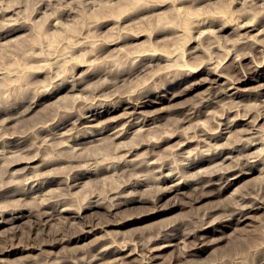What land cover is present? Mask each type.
Segmentation results:
<instances>
[{
    "label": "rangeland",
    "instance_id": "obj_1",
    "mask_svg": "<svg viewBox=\"0 0 264 264\" xmlns=\"http://www.w3.org/2000/svg\"><path fill=\"white\" fill-rule=\"evenodd\" d=\"M0 1L4 3V5L0 3L2 7L17 8H14V10L10 8V12H1L0 10V33L9 28L8 24H4L9 23V20H16L14 22L18 20L19 24H24H20L22 26L21 31L0 38V79L1 77L3 78L0 80V165L3 164L1 166L3 168H0V176L3 177L5 174V180L7 179L8 181L9 179L11 182L7 184V181L0 177V179H3L0 180V185L6 186H3V189L0 187V197L2 196L0 198V209H2V211L0 210V222L13 215L14 212L11 209L15 206V208L19 206H21L19 208L25 207L23 209L28 208L27 211L24 210L27 218L24 217L13 224L0 223V264H108L106 260L112 262L109 264H119L120 261L121 264H138V261L141 262L138 255L142 254L143 256L142 252L146 254L144 256H155L151 264H263L264 54L262 53V56L260 50L262 51L264 48V0H57L60 3L56 0H46L45 3L43 0V4L40 2L42 0H39V2L38 0ZM67 1H71L69 2L71 4L67 3ZM82 1L85 2V5ZM65 2L68 6H66L67 4L65 5ZM44 3L46 5L49 3V8ZM58 4H60V7ZM72 4L80 6L76 5L74 7ZM155 4H158L157 7H154ZM38 5H40L38 8H41V10L37 8ZM43 6L46 7L44 8ZM63 7L64 10L62 9ZM191 7V10H194L190 13L191 10L189 8ZM46 8L49 9L50 13ZM34 9H38V12ZM185 10L187 13H185ZM59 14L60 18L58 17ZM126 14L127 16L124 17ZM100 15H106V17L108 15V23L105 20L106 17L103 16V19ZM44 16L48 18L49 23ZM49 16L50 19L53 18L50 20ZM97 18L98 20H96ZM110 18L114 19L113 23L109 21ZM99 19L104 20L102 21L103 26L99 24L101 23ZM233 19L236 21H234L235 24ZM231 20L233 22H231L232 25L229 23ZM245 21L248 24L250 21L249 27L245 30H237V25H244ZM14 22L10 21L11 24ZM43 22L46 26L43 25ZM56 22L57 25H59L58 22L61 25L63 24V27L54 25ZM52 23L53 26H50ZM167 23L172 27L169 26L170 28H168ZM155 26L156 28L159 27V29L163 26V28L161 27L163 31L159 29V32L156 31ZM217 26L218 28H216ZM222 26L227 27L222 29ZM177 27L179 30H177ZM182 27H186V31ZM87 29H92L89 31L94 34L95 39L91 37L92 35ZM141 29H145L142 32L140 31L141 33L144 32L143 35L137 33ZM100 31L103 32V38ZM117 31L119 32L117 33ZM168 31L171 33L170 35ZM197 31H200L201 34L199 35ZM87 34L91 38L87 37L86 39ZM132 34H136L139 38H134L135 36ZM173 34L177 37L172 36ZM80 35L84 38L82 36L79 38ZM124 35L126 39L128 38L127 40L123 38ZM246 35L247 38H244ZM96 36L101 38V41L103 39L105 43L108 42L103 45L104 42L102 41L101 43L99 39L97 40L98 44H102L99 46L96 42L98 38ZM159 36L162 37V42L167 45H164L165 43L162 44ZM164 36L169 37V40L163 39ZM170 36L172 37L170 38ZM190 36L193 38H190ZM78 38L80 41L78 40L79 43L77 44L78 41L76 39ZM3 39L6 41H3ZM83 39L85 41L91 39L93 43L90 40L85 42ZM122 39L125 41L123 40L122 42ZM176 39H178V42ZM7 40L10 41L8 42ZM170 40H173V42H169ZM214 40H219L217 41L218 44ZM75 41H77V45L74 44ZM81 42L85 43L81 44ZM258 42L263 45L257 44ZM73 46L77 47L74 48ZM97 46L99 48L96 50L95 47ZM193 46L195 50H193ZM101 49L105 51L102 52ZM188 49H192V51ZM104 53H106V56L103 55ZM101 54L103 58H99ZM33 55L35 56L33 57ZM203 59L206 60L204 61ZM208 59H212V61ZM233 60L234 62H231ZM195 61L198 66L197 64L195 65ZM190 62H193L194 66ZM52 63L53 66L50 67ZM182 63H187L190 69H187ZM40 64L41 68L45 64L46 66L44 67L48 68H43L42 70L49 71L50 69L51 71L48 73L42 71L41 68L36 69ZM200 64H203V66ZM24 66L29 68L24 69ZM224 66L232 68L233 71L230 73L232 75L237 71L231 78L232 81L227 82L224 78L218 79L216 74L210 73L214 69L217 71L215 73H218L219 69L221 71ZM194 67L195 69H193ZM32 70L35 72H31ZM96 70L100 73H97ZM91 71L92 75L90 74ZM6 72L9 74L5 75L7 74ZM1 74L5 75L6 78L1 76ZM201 77L202 79L205 77L204 80ZM236 79H242L243 83L235 84L237 82ZM35 80L40 81V83H34L36 82ZM186 80L187 82H185ZM57 84L59 85L58 87L56 86ZM72 84L73 87L75 86L73 89ZM52 85L56 86V88L53 89L54 86L52 87ZM76 85L79 86L77 87ZM69 89L71 90L69 91ZM1 98L3 99L1 100ZM136 98L137 100H135ZM2 101H5L6 104ZM137 104L138 107L134 106ZM2 105H4V108H2ZM230 105L232 110L229 109ZM24 108L28 109L29 113L24 111L27 113L24 115V112H22L25 110ZM20 111L23 115H21ZM104 111L106 113H103ZM97 114L99 115L96 116ZM13 115L16 119L12 118ZM3 117L5 119L4 122L2 121ZM53 119L54 121L52 122ZM40 121L41 123L44 121L48 122H45L44 125L42 124L45 126L43 127ZM243 127L244 131H242ZM57 128L60 129L58 130ZM245 128L248 129L247 132H245ZM257 129L259 130L256 131ZM193 135H195L196 139H201V141L191 142L182 151L179 150L181 142H185L186 138L193 137ZM202 135L205 136L203 137ZM146 138H149V140H146ZM234 139L238 141L235 142ZM245 139L254 140L253 144L256 145L249 149L245 148L240 152L235 151L234 149L237 148L238 150L241 146L240 144L245 142ZM40 141L42 144H40ZM225 141L227 142L226 145L222 144L221 146V143ZM219 144L220 146H218ZM34 145H37V147ZM114 145L117 146V149ZM121 145L122 149H120ZM177 145L179 147H176ZM53 146L56 147L55 149H59L55 151ZM211 146H218L216 150L213 148L216 152L211 149ZM73 148L75 149L74 151ZM217 148L226 150L223 154L224 159L227 155H229L227 157L233 158L223 162H220V159L216 160V164H222L212 168L211 166L215 162H205L196 168H185L183 166L190 163L195 157L200 159L205 153L208 154L209 151L219 152L220 149L218 151ZM229 149L231 153H229ZM8 150L13 153L7 152ZM17 151H19L20 155ZM250 152L253 156L249 154ZM56 153L57 155H55ZM236 153L237 155H235ZM13 154L19 155V158L26 154L22 159L27 158V160H31L33 154H35L34 156L37 154V156L33 159L35 161L32 160L31 163H28L30 162L29 160L25 162L26 159L23 163L21 158L22 161L19 159L17 163L18 156L16 155L17 157H15ZM10 155L17 159L15 160ZM6 156H8V160L5 161H10V163L4 161V159H7ZM54 156L57 159L56 162ZM76 156L77 158L80 157L79 161H77L79 158L77 159ZM47 157H50V160ZM71 157L74 160H71ZM81 157L86 158H83V160ZM89 157L93 159H89ZM239 157L243 158L240 159ZM258 157L263 159L256 161ZM41 158L42 160L46 158V162L49 161L48 165L44 166V169L43 167L38 169L39 167L36 166L42 161L39 160ZM62 159L65 160L63 161ZM246 160L249 163H246ZM127 161H131V163L144 161L148 162L149 165L142 166L141 172L138 171L140 173H137L128 165H124ZM235 161L237 166H235ZM153 162L155 163L153 164ZM239 163H242L243 166H240ZM4 164L8 165V168L7 166L4 168ZM160 165H164L165 168L159 173ZM246 165L253 166V173L248 174L249 170ZM119 166H122L121 168L127 172L125 171L124 173ZM221 166H226V168L233 166L234 170L228 173H221L220 171L216 172V175L211 174L213 169H218ZM28 167L34 168L30 170L31 168L28 169ZM22 168L24 171L20 172L19 170H22ZM37 169L38 174H45H43L46 176H43L45 180L42 175H39L41 177H39L40 180L33 183L30 179L25 180L26 182L23 180L24 177L33 176L32 174ZM128 170L133 174H129ZM203 171L204 173L206 171V173L204 174ZM222 171L226 172L225 170ZM50 172L52 174L57 173L55 176L52 174L48 175ZM94 172H97V175ZM77 173L85 174V177H82L78 182L71 181ZM234 173L236 174L234 175ZM171 174L174 175V179L172 178L171 181H163L161 179V175L170 176ZM241 174H244L243 180L240 179L237 183L226 188L227 183L232 178L241 176ZM18 178H21L25 184L23 182L20 183L22 180ZM66 178H69L68 181ZM46 180H48L49 185L44 184V182H47ZM1 181L4 182L2 183ZM18 181H20V184ZM138 181L139 183H137ZM14 183L16 184L14 185ZM140 183L142 185H139ZM41 184L43 187H38ZM24 187L25 189L33 187V192L30 193V190H25ZM14 188L18 190L22 188L21 191L25 190V193L12 195L13 197L9 196L7 191H10V189L14 190ZM168 189L170 190L169 192ZM39 193L43 194V196ZM33 195L37 198H32ZM43 197L47 203L42 199ZM119 197H122V199H130L131 197L135 200H133L134 202L121 204L125 200ZM197 197L200 198L198 199ZM136 199L139 202H136ZM36 200H39V203L41 202L40 200H44L43 202L45 203L37 204ZM34 205L37 206V209ZM112 206L113 208L110 210ZM116 206L118 207L116 208ZM239 206L240 209L242 207L253 209L250 211H248L249 209H244L242 211V213H249H246V219L240 218L239 220L238 215L235 217L231 215L235 211L234 208H239ZM255 206H262V208L255 209ZM5 207L7 208L6 210ZM44 210H46V213L54 212V214L47 221L39 220L38 222L39 218L37 215L44 212ZM9 211L12 213H9ZM33 214L37 215L34 216ZM43 221H45L44 224ZM174 236L177 239L174 242H169ZM118 246H121L120 249ZM4 248L8 251H5ZM109 251L112 253H109ZM128 251L130 253L134 251L136 254L139 252V254L136 255L134 253V255H131L132 257L121 258L129 254ZM182 260L185 261L183 262Z\"/></svg>",
    "mask_w": 264,
    "mask_h": 264
},
{
    "label": "bare ground",
    "instance_id": "obj_2",
    "mask_svg": "<svg viewBox=\"0 0 264 264\" xmlns=\"http://www.w3.org/2000/svg\"><path fill=\"white\" fill-rule=\"evenodd\" d=\"M2 1H3V0H2ZM36 1H37V0H36ZM45 1H46V0H44V2H45ZM56 1H57V0H56ZM73 1H74V0H73ZM83 1H86V0H83ZM83 1H82V3L84 4L85 2H83ZM175 1H176V0H175ZM179 1H182V0H179ZM191 1H192V0H191ZM38 2H39V0H38ZM40 2H42V4H43V0L40 1ZM47 2H48V1H47ZM57 2L60 3L59 1H57ZM69 2H71V1H67V3H69ZM186 2H188V1H186ZM193 2H194V1H193ZM197 2H198V1H197ZM0 3H1V1H0ZM45 3H46V2H45ZM45 3H44V4H45ZM49 3H50V2H49ZM49 3H48L47 5L45 4V5L47 6V8H49ZM51 3L53 4V2H51ZM67 3L65 2V5H66ZM79 3H80V2H79ZM155 3H156V2H155ZM181 3H182V2H181ZM189 3H190V2H189ZM194 3H195V2H194ZM1 4L4 5V3H1ZM40 4H41V3H40ZM69 4H71V3H69ZM182 4H183V3H182ZM186 4H187V3H186ZM191 4H193V3L191 2ZM197 4H198V3H197ZM200 4H201V2H200ZM50 5H51V4H50ZM58 5H59V7H60V4H58ZM58 5H57V6H58ZM65 5L63 4V6H65ZM76 5H78V4H76ZM76 5H75V6H76ZM84 5H85V4H84ZM157 5H158V4H157ZM157 5L155 4L154 7H155V6L157 7ZM254 5H255V4H254ZM39 6H40V5H38L37 8H38ZM46 6H45V7H46ZM51 6H52V5H51ZM66 6H68V4H67ZM66 6H65V8H66ZM72 6H74V5L72 4ZM75 6H74V7H75ZM79 6H80V5H78V7H79ZM161 6H162V5H161ZM0 7H2V6H0ZM43 7H44V6H43ZM45 7H44V8H45ZM188 7H189V6H188ZM4 8H6L7 10L4 9ZM10 8H11V7H10ZM10 8L2 7L0 10H1V12H10L11 9L14 10V8H16V7L11 8V9H10ZM47 8H46V9H47ZM50 8H55V7H50ZM67 8H68V7H67ZM67 8H66V9H67ZM88 8H89V7H88ZM90 8H91V7H90ZM193 8H194V7H193ZM195 8H196V7H195ZM198 8H199V7H198ZM198 8H197V10H198ZM8 9H9V10H8ZM16 9H17V8H16ZM38 9L41 10V8H38ZM38 9H37V10H38ZM62 9L64 10V7H63ZM66 9H65V10H66ZM70 9H71V6H70ZM72 9H73V8H72ZM72 9H71V10H72ZM189 9L191 10L192 7L189 8ZM34 10H35V9H34ZM37 10H35V11H37ZM40 10H39V13H40ZM67 10H69V8H68ZM75 10H76V8H75ZM89 10H90V9H89ZM193 10H194V9H193ZM193 10H191L190 13H191ZM47 11L49 12V9H47ZM51 11H52V10H51ZM54 11H55V13L57 14V12H56L55 9H54ZM72 11H73V10H72ZM195 11H196V10H195ZM31 12H33V11H31ZM37 12H38V11H37ZM37 12H36V13H37ZM64 12H65V11H64ZM67 12H68V11H67ZM67 12H66V13H67ZM69 12H71V11L69 10ZM69 12H68V13H69ZM135 12L137 13V11H135ZM135 12H134V13H135ZM147 12H148V11H147ZM49 13H50V12H49ZM51 13H52V12H51ZM58 13H59V12H58ZM131 13H132V12H131ZM138 13H139V12H138ZM185 13H187L186 10H185ZM188 13H189V11H188ZM33 14H34V13H33ZM45 14H46V13H45ZM61 14H62V13H61ZM64 14H65V13H64ZM154 14H155V13H154ZM36 15H37V14H36ZM43 15H44V14H43ZM47 15H48V13H47ZM52 15H54V14H52ZM62 15H63V14H62ZM137 15H138V14H137ZM56 16H57V15H56ZM59 16H60V14L58 15V17H59ZM65 16H66V15H65ZM68 16H69V15H68ZM68 16H67V18H68ZM97 16H98V15H97ZM103 16L106 17V15H103ZM103 16L100 15V17H103ZM119 16H120V15H119ZM125 16H127V14L124 15V17H125ZM130 16H131V15H130ZM132 16H133V15H132ZM199 16H201V15L199 14ZM44 17L46 18V16H44ZM51 17H52V16H51ZM54 17H55V16H54ZM58 17H57V18H58ZM104 17H103V19H104ZM120 17H121V16H120ZM122 17H123V16H122ZM135 17H136V16H135ZM137 17H138V16H137ZM52 18H53V17H52ZM52 18H51V19H52ZM59 18H60V17H59ZM62 18H63V17H62ZM71 18H72V15H71ZM14 19H16V18H14ZM17 19H18V18H17ZM46 19H47V22L49 23L50 21H48V18H46ZM49 19H50V16H49ZM51 19H50V20H51ZM103 19H99V21L101 22V23H99V24L102 25V21H104ZM108 19H109V18H108V15H107V17H106V19H105V20H107V23H108ZM111 19H112V18H110L109 21L112 22L114 19H112V20H111ZM125 19H126V18H125ZM129 19H130V18H129ZM134 19H136V18H134ZM196 19H197V18H196ZM200 19H201V18H200ZM200 19H199V20H200ZM19 20H20V19H19ZM53 20H55V19H53ZM64 20H65V17H64ZM66 20H67V19H66ZM94 20H95V19H94ZM96 20H98V18H97ZM96 20H95V21H96ZM132 20H133V19H132ZM132 20H131V21H132ZM207 20H208V19H207ZM213 20H214V19H213ZM237 20H239V19H237ZM251 20H252V19H251ZM10 21H13V22H14V21H16V20H9V23H4V24H8V25H9V28H8L7 30L3 31V33H0V38L10 36L11 34H13V33H15V32H18V31H21V30H22V26H21V25H24V24H21V23H20V24H21V25H20V24L18 23V22H19L18 20H17V22H14V23L11 24ZM20 21H21V20H20ZM22 21H23V20H22ZM26 21H27V20H26ZM55 21H56V20H55ZM57 21H58V20H57ZM60 21H62V20H60ZM67 21H68V20H67ZM72 21H73V19H72ZM95 21H94V23L96 24ZM99 21H98V22H99ZM127 21H128V19H127ZM194 21H195V20H194ZM211 21H212V20H211ZM215 21H216V20H215ZM215 21H213V22H215ZM223 21H224V20H223ZM234 21H235V20L233 19V22H234ZM24 22H25V21H24ZM89 22H91V21H89ZM115 22H116V20H115ZM122 22H123V21H122ZM200 22H201V20H200ZM204 22H205V21H204ZM208 22H209V21H208ZM225 22H228V21H225ZM231 22H232V20H231L229 23L231 24ZM233 22H232V23H233ZM235 22H236V21H235ZM235 22H234V24H235ZM238 22H239V21H238ZM252 22H253V21H252ZM25 23H26V22H25ZM43 23H44V22H43ZM92 23H93V22H92ZM105 23H106V22H105ZM107 23H106V24H107ZM112 23H113V22H112ZM116 23H118V22H116ZM116 23H114V24H116ZM196 23H197V22H196ZM201 23H203V22H201ZM201 23H200V24H201ZM215 23H216V22H215ZM229 23H228V24H229ZM243 23H244V22H243ZM31 24H32V23H31ZM58 24H59V25H57V22H56V24H54V25H56V26H62V25H63V24L61 25L59 22H58ZM106 24H105V25H106ZM120 24H121V23H120ZM122 24H123V23H122ZM197 24H199V23H197ZM239 24H240V23H239ZM249 24H250V21H249ZM249 24H248V22L245 21V24H244V25H241V24H240V25H237L236 28H237V30H239V31H240V30H245V29H247V28L249 27ZM27 25H28V23H27ZM43 25H45V23H44ZM51 25L53 26V23L50 24V26H51ZM167 25H168V23H167ZM167 25H166V27H167ZM194 25H196V24H194ZM203 25H204V24H203ZM213 25H214V23H213ZM213 25H212V26H213ZM231 25H232V24H231ZM231 25H230V26H231ZM251 25H253V24H251ZM5 26H6V25H5ZM5 26H3V27H5ZM10 26H11V27H10ZM45 26H46V25H45ZM90 26H91V25H90ZM90 26H89V27H90ZM102 26H103V25H102ZM108 26H109V25H108ZM117 26H118V25H117ZM117 26H116V27H117ZM169 26H171V25H168V28H170ZM199 26H200V25H199ZM206 26H207V25H206ZM228 26H229V25H228ZM27 27H28V26H27ZM43 27H44V26H43ZM48 27H49V26H48ZM62 27H63V26H62ZM62 27H61V28H62ZM99 27H100V26H99ZM114 27H115V26H114ZM119 27H120V26H119ZM119 27H118V29H119ZM122 27H123V26H122ZM161 27L163 28V26H161ZM161 27H160V29H159V27L156 28V26H155L154 28H156V29H157L156 31L159 32V30L162 29ZM166 27H165V28H166ZM171 27H172V26H171ZM173 27H175V26H173ZM178 27H179V25H178ZM178 27H177V28H178ZM193 27H195V26H193ZM226 27H227V26H222V29H225ZM234 27H235V26H234ZM234 27H233V28H234ZM46 28H47V27H46ZM49 28H50V27H49ZM51 28H52V27H51ZM91 28H92V27H91ZM140 28H141V27H140ZM177 28H176V29H177ZM182 28H184V27H182ZM182 28H181V29H182ZM191 28H192V27H191ZM191 28H190V29H191ZM196 28H197V27H196ZM216 28H218V26H217ZM25 29H26V28H25ZM28 29H29V28H28ZM47 29H48V28H47ZM47 29H46V30H47ZM58 29H59V28H58ZM158 29H159V30H158ZM171 29H172V28H171ZM171 29H170V30H171ZM184 29H185V31H186V27H185ZM231 29H232V28H231ZM2 30H3V29H2ZM46 30H45V31H46ZM87 30H88V29H87ZM87 30H86V31H87ZM89 30H92V29H89ZM89 30H88V31H89ZM94 30H95V29H94ZM94 30H93V32H94ZM142 30H143V29L139 30V32L137 31V33L143 35L144 32L141 33ZM144 30H145V29H144ZM144 30H143V31H144ZM177 30H179V28H178ZM192 30H194V29H192ZM195 30H196V29H195ZM217 30H218V29H217ZM24 31H25V30H24ZM88 31H87V33H88ZM97 31H99V30H97ZM140 31H141V32H140ZM153 31H154V29H153ZM161 31H163V30H161ZM165 31H166V30H165ZM165 31H164V32H165ZM174 31H175V30H174ZM180 31H181V30H180ZM183 31H184V30H183ZM221 31H223V30H221ZM0 32H1V30H0ZM27 32H28V31H27ZM89 32L91 33V31H89ZM100 32H101V31H100ZM115 32H116V31H115ZM118 32H119V31H117V33H118ZM124 32H125V31H124ZM168 32H169V31H168ZM168 32H167V33H168ZM171 32H173V31H171ZM175 32H176V31H175ZM197 32H199V35L201 34L200 31H197ZM24 33H25V32H24ZM84 33H85V31H84ZM84 33H82V34L84 35ZM90 33H88V34H90ZM98 33H99V32H98ZM122 33H123V32H122ZM126 33H127V31H126ZM126 33H125V34H126ZM133 33H134V32H133ZM153 33H154V32H153ZM155 33H156V32H155ZM161 33H162V32H161ZM173 33H174V32H173ZM185 33H186V32H185ZM192 33H193V32H192ZM202 33H203V31H202ZM236 33H237V32H236ZM26 34H27V33H26ZM26 34H25V35H26ZM88 34H87V36H86V39H87V37H88ZM96 34H97V32H96ZM100 34H101V36H102L103 32H101ZM100 34H98L99 37H101ZM145 34H146V32H145ZM170 34H171V33L169 32V35H170ZM195 34H196V33H195ZM17 35H18V34H17ZM77 35H78V34H77ZM91 35H92L91 37L94 38V36H93L94 34L91 33ZM104 35H105V34H104ZM127 35H128V33H127ZM132 35L135 36L134 38L138 37V36H136V34H132ZM152 35H153V34H152ZM157 35H158V34H157ZM159 35H160V34H159ZM169 35H168V36H169ZM175 35H176V33H175ZM20 36H21V35H20ZM81 36H82V35H80L79 38H81ZM130 36H131V35H130ZM146 36H147V35H146ZM161 36H163V35L161 34ZM166 36H167V35H166ZM172 36H174V34H173ZM172 36H170V38H171ZM178 36H179V35H178ZM238 36H239V34H238ZM254 36H255V35H254ZM75 37H76V35H75ZM77 37H78V36H77ZM82 37H83V36H82ZM89 37H90V36H89ZM89 37H88V38H89ZM91 37H90V38H91ZM97 37H98V36H96V38H97ZM99 37L96 39V42H97V40H99V39H100V41H101V38H99ZM125 37H126V36L124 35L123 38H125ZM148 37H149V36H148ZM159 37H160V36H159ZM174 37H177V36H174ZM242 37H243V36H242ZM9 38H10V37H9ZM79 38L76 39V40L78 41ZM83 38H84V37H83ZM102 38H103V36H102ZM120 38H122V37L120 36ZM138 38H139V37H138ZM156 38H157V37H156ZM164 38H166L167 40H169V39H168L169 37H165V36H164L163 39H164ZM187 38H188V37H187ZM190 38H193V37L190 36ZM194 38H195V36H194ZM244 38H247V35H246V37L244 36ZM7 39H8V38H7ZM94 39H95V38H94ZM118 39H119V38H118ZM125 39H126V38H125ZM127 39H128V38H127ZM127 39H126V40H127ZM153 39H154V38H153ZM160 39H161V40H160ZM160 39H159V40L162 42V37H160ZM188 39H189V38H188ZM215 39H217V38H215ZM239 39H240V38H239ZM83 40H84V39H83ZM89 40H90V42L92 41V43H93V40L88 39V41H89ZM123 40H124V39H122V42H123ZM156 40H158V39H156ZM156 40H154V41H156ZM159 40H158V41H159ZM167 40H165V41H167ZM174 40H175V39H174ZM184 40H185V39H184ZM199 40H200V39H199ZM199 40H198V43H199ZM257 40H258V39H257ZM3 41H6V40L3 39ZM7 41H8V40H7ZM9 41H10V40H9ZM9 41H8V42H9ZM77 41H75L74 44H76ZM79 41H80V40H79ZM79 41L77 42V44L79 43ZM81 41H82V39H81ZM84 41H85V40H84ZM88 41H85V42H88ZM102 41H103V39H102ZM102 41H101V43H102ZM104 41H105V40H104ZM104 41H103V42H104ZM109 41H110V40H109ZM112 41H113V40H112ZM112 41H111V42H112ZM114 41H115V40H114ZM124 41H125V40H124ZM129 41H130V40H129ZM131 41H132V40H131ZM163 41H164V40H163ZM176 41L178 42V39H176ZM214 41H216V40H214ZM214 41H213V42H214ZM217 41H219V40H217ZM217 41H216V43H217ZM259 41H260V40H259ZM85 42H83V43H85ZM94 42H95V40H94ZM107 42H108V41H107ZM107 42H106V43H107ZM115 42H116V41H115ZM117 42H118V41H117ZM169 42H173V40H172V41L170 40ZM184 42H185V41H184ZM195 42H197V41H195ZM252 42H253V41H252ZM256 42H257V41H256ZM256 42H254V43H256ZM6 43H7V42H6ZM62 43H63V42H62ZM83 43L81 42V44H83ZM101 43H100V44H101ZM106 43L104 42L103 45H105ZM163 43H165V42H162V44H163ZM77 44H76V45H77ZM97 44H98V42H97ZM121 44H122V43H121ZM171 44H174V43H171ZM217 44H218V43H217ZM257 44L263 45L262 43H259V42H258ZM4 45H5V44H4ZM98 45H99V44H98ZM101 45H102V44H101ZM101 45H99V46H101ZM107 45H109V44H107ZM115 45H116V44H115ZM164 45H167V44L165 43ZM260 45H259V46H260ZM0 46H1V45H0ZM78 46H80V45H78ZM99 46L95 47V49L97 50V49L99 48ZM73 47H74V46H73ZM75 47H77V46H75ZM75 47H74V48H75ZM193 47H194V46H193ZM198 47H199V46H198ZM252 47H253V45H252ZM261 47H262V46H261ZM216 48H217V47H216ZM258 48H259V47H258ZM196 49H197V48H196ZM259 49H260V48H259ZM99 50H100V49H99ZM99 50H98V51H99ZM188 50H189V49H188ZM193 50H195V47H194ZM217 50H219V49H217ZM71 51H74V50H71ZM98 51H96V52H98ZM101 51H102V49H101ZM103 51H105V50L103 49ZM103 51H102V52H103ZM107 51H108V50H107ZM189 51H192V49L189 50ZM229 51H230V50H229ZM258 51H259V50H258ZM99 52H100V51H99ZM157 52H159V51H157ZM164 52H165V51H164ZM200 52H201V51H200ZM200 52H198V53H200ZM223 52H224V51H223ZM260 52H261V54H262V53L264 54V48L262 49V51L260 50ZM108 53H109V51H108ZM189 53H191V52H189ZM193 53H194V52H193ZM256 53H257V52H256ZM96 54H97V53H96ZM105 54H106V53H104L103 55H105ZM258 54H259V53H258ZM263 54H262V56H263ZM99 55H100V54H99ZM99 55H98V56H99ZM107 55H108V54H107ZM138 55H139V54H138ZM159 55H160V54H159ZM34 56H35V55H33V57H34ZM55 56H56V55H55ZM93 56H94V55H93ZM105 56H106V55H105ZM143 56H144V55H143ZM194 56H195V55H194ZM194 56H193V57H194ZM56 57H57V56H56ZM56 57H55V58H56ZM94 57H95V56H94ZM150 57H152V56H150ZM190 57H192V56H190ZM190 57H189V59H190ZM197 57H198V54H197ZM199 57L201 58V56H199ZM225 57H227V56H225ZM245 57H246V56H245ZM35 58H36V57H35ZM37 58H38V56H37ZM53 58H54V57H53ZM99 58H103V57H102V54H101V57L99 56ZM99 58H98V59H99ZM157 58H158V57H157ZM159 58H160V57H159ZM203 58H204V57H203ZM210 58H211V57H210ZM212 58H213V57H212ZM260 58H263V57H260ZM33 59H34V58H33ZM39 59H41V58L39 57ZM206 59H207V58H206ZM206 59H203V60L205 61ZM213 59H214V58H213ZM223 59H224V58H223ZM37 60H38V59H37ZM42 60H43V59H42ZM161 60H162V59H161ZM208 60H210V59H208ZM221 60H222V59H221ZM238 60H239V59H238ZM33 61H34V60H33ZM35 61H36V60H35ZM40 61H41V60H40ZM137 61H138V60H137ZM141 61H142V60H141ZM145 61H147V60H145ZM156 61H157V59H156ZM210 61H212V59H211ZM210 61H209V62H210ZM143 62H144V61H143ZM153 62H154V61H153ZM197 62H198V61H197ZM200 62H201V61H200ZM207 62H208V61H207ZM229 62H230V61H229ZM231 62H234V60L231 61ZM259 62H260V60H259ZM137 63H139V62H137ZM147 63H149V62H147ZM190 63L193 64V62H190ZM202 63L204 64V62H202ZM210 63H211V62H210ZM218 63H219V60H218ZM239 63H240V62H239ZM262 63H263V62H262ZM49 64H50V63H49ZM183 64H184V63H182V65H183ZM196 64H197V63H196V61H195V65H196ZM203 64H200V65L203 66ZM207 64H208V63H207ZM220 64H221V62H220ZM220 64H219V65H220ZM223 64H224V63H223ZM263 64H264V63H263ZM138 65H139V64H138ZM142 65H143V63H142ZM153 65H154V64H153ZM184 65H185V67H186L187 69H190V68H189V65H188L187 63H185ZM187 65H188V66H187ZM200 65H199V66H200ZM255 65H256V64H255ZM25 66H26V65H25ZM25 66L23 67L24 69H28V68H29L28 66H27V67H25ZM39 66H40V67H39ZM39 66H38V67L36 66L37 68H36V67H35V68H36V69H39V68L42 67L41 64H40ZM44 66H46V64L43 65V68L46 69L47 67L45 68ZM51 66H53V63H52V65H50V67H51ZM139 66H141V65H139ZM143 66H144V65H143ZM155 66H157V65H155ZM167 66H169V65H167ZM180 66H181V65H180ZM193 66H194V64H193ZM197 66H198V64H197ZM220 66H221V65H220ZM259 66H260V65H259ZM136 67H137V66H136ZM149 67H150V66H149ZM159 67H160V66H159ZM165 67H166V66H165ZM208 67H209V66H208ZM217 67H218V66H217ZM217 67H216V69H217ZM237 67H238V66H237ZM239 67H241V66H239ZM43 68H41V70H42ZM139 68H140V67H139ZM139 68H138V70H139ZM144 68H145V67H144ZM166 68H167V67H166ZM1 69H2V68H1ZM47 69H48V68H47ZM96 69H97V68H96ZM187 69H186V70H187ZM191 69H192V68H191ZM193 69H195V67H194ZM193 69H192V70H193ZM256 69H257V68H256ZM2 70H3V69H2ZM141 70H142V68H141ZM146 70H147V69H146ZM186 70H185V71H186ZM201 70H202V69H201ZM42 71H44V70H42ZM49 71H51V70L49 69ZM49 71H48V70H45L44 72H48V73H49ZM100 71H101V70H100ZM161 71H162V70H161ZM163 71H164V70H163ZM193 71H194V70H193ZM193 71H192V72H193ZM195 71H196V70H195ZM225 71L227 72V74H226ZM232 71H233V70H232V68H231L230 66H224L223 69H222L221 71H220V69H219L218 73H215V72H217L215 69H214L213 72H210V73H211V74H216L218 79H219V78H224V79L227 80V82H229V81H232L231 78H232V77L234 76V74L237 72V71H236V72L232 75V74H230ZM242 71H243V70H242ZM31 72H35V71L32 70ZM37 72H38V71H37ZM84 72H85V71H84ZM96 72H97V70H96ZM138 72H139V71H138ZM158 72H159V70H158ZM208 72H209V71H208ZM243 72H244V71H243ZM0 73H1V71H0ZM4 73H5V71H4ZM6 73H7V72H6ZM42 73H43V72H42ZM50 73H51V72H50ZM52 73H53V72H52ZM85 73H86V72H85ZM85 73H83V74L85 75ZM87 73H88V72H87ZM89 73H90V72H89ZM97 73H100V72L98 71ZM104 73H105V72H104ZM160 73H161V72H160ZM160 73H159V74H160ZM199 73H200V72H199ZM199 73H198V74H199ZM246 73H247V72H246ZM8 74H9V73H7V74H5V75H8ZM32 74H34V73H32ZM53 74H54V73H53ZM53 74H52V75H53ZM90 74L92 75V71H91ZM90 74H89V75H90ZM93 74H94V73H93ZM183 74H184V73H183ZM185 74H186V72H185ZM189 74H191V73H189ZM225 74H226V75H225ZM262 74H263V73H262ZM5 75H2V74H1V76H4V77H5ZM34 75H35V74H34ZM34 75H33V76H34ZM39 75H41V74H39ZM49 75H51V74H49ZM49 75H48V76H49ZM95 75H96V74H95ZM243 75L245 76L244 73H243ZM44 76H45V75H44ZM53 76H54V75H53ZM53 76H52V78H53ZM55 76H56V75H55ZM57 76H59V74H57ZM87 76H88V75H87ZM208 76H209V75H208ZM185 77H186V76H185ZM199 77H200V76H199ZM5 78H6V77H5ZM47 78H49V77H47ZM204 78H205V77H203V79H202V77H201L202 80H204ZM211 78H212V77H211ZM245 78H246V77H245ZM2 79H3V78L1 77L0 80H2ZM37 79H38V78H37ZM57 79H58V78H57ZM195 79H196V78H195ZM199 79H200V78H199ZM212 79H213V78H212ZM255 79H256V78H255ZM38 80H40V79H38ZM38 80H37V81L35 80L36 82H34V81H33V82H34V83H37ZM60 80H61V79H60ZM183 80H184V79H183ZM236 80H237V79H236ZM63 81H64V80H63ZM207 81H208V78H207ZM209 81H210V79H209ZM234 81H235V79H234ZM185 82H187V80H186ZM196 82H197V80H196ZM196 82H195V84H196ZM205 82H206V81H205ZM227 82H226V83H227ZM38 83H40V81H39ZM54 83H55V82H54ZM64 83H65V81H64ZM181 83H182V82H181ZM192 83H193V82H192ZM192 83H191V84H192ZM197 83H198V82H197ZM200 83H201V82H200ZM203 83H204V82H203ZM208 83H209V82H208ZM240 83H243V80H242V79H238L237 82H235V84H237V85L240 84ZM59 84H60V83H59ZM228 85H229V83H228ZM260 85H261V83H260ZM263 85H264V83H263ZM33 86L35 87V85H33ZM53 86H54V85H52V87H53ZM56 86L58 87L59 85L57 84ZM56 86H54L53 89L56 88ZM76 86H77V85H76ZM78 86H79V85H78ZM78 86H77V87H78ZM231 86H232V85H231ZM258 86H259V85H258ZM74 87H75V86H74ZM74 87H73V84H72V89H73ZM185 87H186V86H185ZM236 87H237V86H236ZM180 88H181V87H180ZM230 88H231V87H230ZM230 88H229V89H230ZM237 88H238V87H237ZM238 89H239V88H238ZM70 90H71V89H69V91H70ZM74 90H76V89H74ZM165 90H166V89H165ZM53 91H55V90H53ZM53 91H52V92H53ZM62 91H63V90H62ZM184 91H185V90H184ZM56 92H57V91H56ZM56 92H55V93H56ZM173 92H174V91H173ZM175 92H176V91H175ZM55 93H54V95H55ZM219 93H222V92H219ZM260 93H261V92H260ZM52 94H53V93H52ZM178 94H179V93H178ZM215 94H216V93H215ZM39 95H40V94H39ZM54 95H53V96H54ZM116 95H117V94H116ZM181 95H182V93H181ZM223 95H224V94H223ZM37 96H38V95H37ZM212 96H213V95H212ZM34 97H35V96H34ZM39 97H40V96H39ZM117 97H118V96H117ZM139 98H140V97H139ZM209 98H210V97H209ZM211 98H212V97H211ZM219 98H220V97H219ZM2 99H3V98H1V100H2ZM6 99H10V98H6ZM36 99H37V98H36ZM216 99H217V98H216ZM216 99H215V100H216ZM4 100H5V99H4ZM34 100H35V99H34ZM34 100H33V102H34ZM37 100H38V99H37ZM135 100H137V98H136ZM143 100H144V99H143ZM143 100H142V101H143ZM207 100H208V99H207ZM207 100H206V101H207ZM125 101H126V100H125ZM138 101H139V100H138ZM144 101H145V100H144ZM211 101H212V100H211ZM216 101H217V100H216ZM2 102H3V101H2ZM4 102H5V101H4ZM4 102H3V103H4ZM30 102H32V101L30 100ZM43 102H44V101H43ZM43 102H42V103H43ZM126 102H127V101H126ZM7 103H8V102H7ZM121 103H122V101H121ZM129 103H130V102H129ZM137 103H138V102H137ZM156 103H157V102H156ZM5 104H6V102H5ZM5 104H4V105H5ZM36 104H37V103H36ZM140 104H141V103H140ZM140 104H139V105H140ZM229 104H230V103H229ZM231 104L233 105V103H231ZM4 105H2V108H4ZM38 105L40 106V104H38ZM131 105H132V104H131ZM141 105H142V104H141ZM193 105H194V104H193ZM203 105H205V104H203ZM7 106H9V105H7ZM28 106H29V105H28ZM28 106H26V107H28ZM30 106H31V105H30ZM33 106H34V104H33ZM134 106H137V107H138V104H137V105H134ZM238 106H239V105H238ZM0 107H1V106H0ZM202 107H203V106H202ZM205 107H206V106H205ZM230 107H232V106L230 105V106H229V109H230ZM260 107H262V106H260ZM5 108H6V107H5ZM29 108H30V107H29ZM31 108H32V106H31ZM31 108H30V109H31ZM33 108H34V107H33ZM181 108H182V107H181ZM226 108L228 109V107H226ZM6 109H8V108H6ZM16 109H18V108H16ZM16 109H14V110H16ZM24 109H25V108H24ZM30 109H29V111H30ZM36 109H37V108H36ZM105 109H106V108H105ZM115 109H116V108H115ZM125 109H126V108H125ZM133 109H134V108H133ZM27 110H28V109H27ZM27 110L25 109V110H23L22 112L27 111ZM31 110H32V109H31ZM87 110H89V109H87ZM112 110H113V108H112ZM188 110H189V109H188ZM230 110H232V109H230ZM0 111H1V110H0ZM2 111H4V110H2ZM6 111H7V110H6ZM33 111H34V110H33ZM84 111H85V109H84ZM96 111H97V110H96ZM99 111H100V110H99ZM233 111H234V110H233ZM4 112H5V111H4ZM8 112H9V111H8ZM14 112H15V111H14ZM27 112H28V111H27ZM107 112H108V111H107ZM188 112H189V111H188ZM228 112H230V111L228 110ZM262 112H263V111H262ZM6 113H7V112H6ZM20 113H21V111H20ZM20 113H19V114H20ZM25 113H26V112H24V115H25ZM28 113H29V112H28ZM103 113H106V112L104 111ZM133 113H134V112H133ZM199 113H200V112H199ZM199 113H198V114H199ZM230 113H231V112H230ZM259 113H260V112H259ZM7 114H8V113H7ZM19 114H18V115H19ZM26 114H27V113H26ZM44 114H46V113H44ZM85 114H86V113H85ZM91 114H92V113H91ZM190 114H191V113H190ZM194 114H195V113H194ZM196 114H197V113H196ZM9 115H10V114H9ZM21 115H23V113H21ZM93 115H95V113H93ZM98 115H99V114H97L96 116H98ZM186 115H187V114H186ZM192 115H193V114H192ZM192 115H191V116H192ZM245 115H246V114H245ZM256 115H257V114H256ZM252 116H253V115H252ZM261 116H262V115H261ZM5 117H6V116H5ZM7 117H8V115H7ZM9 117H10V116H9ZM18 117H20V116H18ZM24 117H25V116H24ZM45 117H47V116H45ZM87 117H88V116H87ZM87 117H86V118H87ZM144 117H145V116H144ZM253 117H255V116H253ZM263 117H264V115H263ZM12 118H14V115H13ZM20 118H21V117H20ZM83 118H84V117H83ZM91 118H92V117H91ZM149 118H150V117H149ZM2 119H3L2 121L4 122V120H5L4 117H3ZM7 119H8V118H7ZM14 119H16V118H14ZM21 119H22V118H21ZM57 119H58V118H57ZM93 119H94V117H93ZM224 119H225V118H224ZM241 119H242V118H241ZM251 119H252V118H251ZM9 120H11V118H9ZM9 120H8V121H9ZM42 120H44V119H42ZM55 120H56V119H55ZM87 120H88V119H87ZM91 120H92V119H91ZM222 120H223V119H222ZM227 120H228V119H227ZM253 120H254V119H253ZM53 121H54V119L52 120V122H53ZM59 121H60V119H59ZM88 121H89V120H88ZM230 121H231V120H230ZM245 121H246V120H245ZM249 121H250V120H249ZM251 121H252V120H251ZM3 122H2V125H3ZM37 122H39V121H37ZM37 122H36V123H37ZM45 122H48V121H44L43 123H41V121H40L41 125H42V124L44 125ZM52 122H51V123H52ZM57 122H58V121H57ZM60 122H62V121H60ZM228 122H229V121H228ZM254 122H255V121H254ZM254 122H253V124H254ZM5 123H6V122H5ZM262 123H263V122H262ZM58 124H59V123H58ZM61 124H62V123H61ZM63 124H64V123H63ZM145 124H146V123H145ZM247 124H248V123H247ZM250 124H251V122H250ZM260 124H261V123H260ZM38 125H40V124L38 123ZM43 125H42V126H43ZM46 125H47V124H46ZM51 125H52V124H51ZM64 125H65V124H64ZM64 125H63V126H64ZM227 125H229V124H227ZM63 126H61V127L63 128ZM217 126H218V125H217ZM246 126H247V125H246ZM256 126H257V125H256ZM35 127H36V126H35ZM37 127H39V126H37ZM43 127H45V126H43ZM52 127H53V126H52ZM218 127H219V126H218ZM249 127H250V126H249ZM65 128H66V127H65ZM250 128H251V127H250ZM39 129L41 130V128H39ZM46 129H47V128H46ZM52 129H53V128H52ZM57 129H58V128H57ZM59 129H60V128H59ZM59 129H58V130H59ZM212 129H213V128H212ZM245 129H246V128H245ZM204 130H205V129H204ZM258 130H259V129H257L256 131H258ZM140 131H141V129H140ZM144 131H145V130H144ZM206 131H207V130H206ZM206 131H205V132H206ZM210 131H211V129H210ZM210 131H209V132H210ZM213 131H215V130H213ZM240 131H241V129H240ZM242 131H244V127H243V130H242ZM247 131H248V129H246L245 132H247ZM249 131H250V130H249ZM260 131H261V130H260ZM57 132H60V131H57ZM211 132H212V131H211ZM217 132H218V131H217ZM229 132H230V131H229ZM262 132H263V131H262ZM172 133H174V132H172ZM202 133H203V132H202ZM202 133H201V134H202ZM215 133H216V132H215ZM242 133H243V132H242ZM256 133H257V132H256ZM258 133H259V132H258ZM175 134H176V133H175ZM177 134H178V133H177ZM213 134H214V132H213ZM245 134H246V133H245ZM1 135H2V133H1ZM58 135H59V134H58ZM172 135H173V134H172ZM249 135H250V134H249ZM140 136H141V135H140ZM187 136H188V135H187ZM191 136H192V135H191ZM194 136H195V135H193V137H188V138L185 137L186 140H185V142L183 141V143L181 142V145H180L181 148H180L179 150L182 151V150L185 148V146L188 145V144L191 143V142H194V143H195V142H199V141H201V139H200V140H199V138L196 139ZM197 136H198V135H197ZM202 136H203V135H202ZM204 136H205V135H204ZM204 136H203V137H204ZM211 136H212V135H211ZM215 136H216V135H215ZM54 137H55V136H54ZM198 137H199V136H198ZM212 137H213V136H212ZM254 137H255V136H254ZM256 137H257V136H256ZM51 138H52V137H51ZM112 138H113V137H112ZM170 138H172V137H170ZM170 138H169V139H170ZM205 138H206V137H205ZM239 138H240V137H239ZM239 138H238V139H239ZM248 138H249V137H248ZM113 139H114V138H113ZM113 139H112V140H113ZM203 139H204V138H203ZM209 139H211V138H209ZM218 139H219V138H218ZM143 140H144V139H143ZM146 140H149V138H146ZM229 140H230V139H229ZM231 140H232V139H231ZM234 140H235V139H234ZM240 140H243V139H240ZM240 140H239V142H240ZM53 141H54V139H53ZM68 141H69V140H68ZM70 141H71V140H70ZM138 141H139V140H138ZM202 141H203V140H202ZM236 141H238V140H235V142H236ZM40 142H41V141H40ZM233 142H234V141H233ZM233 142H232V143H233ZM241 142H242V141H241ZM253 142H254V140H248V139H245V142H243L242 144H240V145H241L240 147L238 146L239 149L237 150V148H236V149H234V150L237 151V152H240V151H243L245 148H246V149H249L250 147H254L256 144H253ZM46 143H47V142H46ZM49 143H50V141H49ZM100 143H101V142H100ZM102 143L104 144V142H102ZM140 143H141V141H140ZM194 143H193V144H194ZM226 143H227L226 141H225L224 143H221V146H222V144H225V145H226ZM237 143H238V142H237ZM237 143H235V144H237ZM40 144H42V142H41ZM43 144H45V143H43ZM47 144H48V143H47ZM103 144H102V145H103ZM141 144H142V143H141ZM143 144H144V143H143ZM196 144H197V143H196ZM199 144H200V143H199ZM229 144H231V143H229ZM229 144H228V146H230ZM238 144H239V143H238ZM48 145H49V144H48ZM99 145H100V144H99ZM194 145H195V144H194ZM210 145H211V144H210ZM210 145H209V146H210ZM20 146H21V145H20ZM20 146H19V147H20ZM34 146L37 147V145H34ZM114 146H116V145H114ZM218 146H220V144H219ZM218 146H216V147H218ZM223 146H224V145H223ZM228 146H227V147H228ZM9 147H10V146H9ZM11 147H12V146H11ZM22 147H23V146H22ZM30 147H31V146H30ZM51 147H52V146H51ZM53 147H54V146H53ZM58 147H60V146H58ZM119 147H120V146H119ZM119 147H118V149H119ZM123 147H124V145H123ZM176 147H179V146L177 145ZM186 147H187V146H186ZM207 147H208V146H207ZM211 147H212L211 149L215 148V150H216V147H215V146H211ZM16 148H17V147H16ZM32 148H34V147H32ZM38 148H39V147H38ZM43 148H45V147H43ZM43 148H42V149H43ZM55 148H56V147L53 148L55 151H57V150L59 149V148H58V149H55ZM115 148L117 149V146H116ZM209 148H210V147H209ZM209 148H208V149H209ZM225 148H226V146H225ZM8 149H9V148H8ZM30 149H31V148H30ZM39 149H40V148H39ZM120 149H122V145H121V148H120ZM124 149H126V148H124ZM135 149H136V147H135ZM176 149H177V148H176ZM208 149H207V150H208ZM217 149H218V151H219L220 148H217ZM19 150H21V149H19ZM23 150H24V148H23ZM23 150H22V151H23ZM28 150H29V149H28ZM51 150H52V148H51ZM74 150H75V149L73 148V151H74ZM205 150H206V149H205ZM213 150H214V149H213ZM213 150H212V151H213ZM215 150H214V151H215ZM221 150H222V149H220V151H221ZM227 150H228V149H227ZM229 150H230V149H229ZM9 151H10V150H8L7 152H9ZM14 151H16V150H14ZM24 151H26V149H25ZM30 151H31V150H30ZM33 151H34V150H33ZM37 151H39V150H37ZM60 151H61V150H60ZM121 151H122V150H121ZM220 151L217 152V153H215L216 151H215V152H211V151H209L210 153H209V152H208V154L205 153V154L203 155V157H201L200 159H197L196 157H195V158L192 157V158H194V159H193L190 163H188V164H184L183 166H184L185 168H196V167L200 166L201 164H203V163H205V162H207V163H211V162H212V163H213V162H215L216 160H219V159H220V162H221V161L223 162L224 160L226 161V160H228V159H230V158H233V157H227V156H229V155H227V156L225 157V159H224L223 154L226 152V150H222L221 152H220ZM235 151H234V152H235ZM20 152H21V151H20ZM28 152H29V151H28ZM52 152H53V151H52ZM130 152H131V151H130ZM198 152H199V151H198ZM201 152H202V151H201ZM10 153L12 154L13 152L10 151ZM17 153L19 154V151H17ZM21 153H22V152H21ZM25 153H26V152H25ZM38 153H39V152H38ZM54 153H55V152H54ZM58 153H59V152H58ZM74 153L77 154L76 152H74ZM229 153H231V150H230ZM241 153H242V152H241ZM247 153H248V152H247ZM23 154H24V153H23ZM196 154H197V152H196ZM199 154H200V153H199ZM243 154H244V153H243ZM249 154H251V152H250ZM249 154H248V155H249ZM263 154H264V153H263ZM13 155H15V154H13ZM16 155H17V154H16ZM16 155H15V157L18 156V159L15 158V157H13L12 155H10V156L13 157L15 160L17 159L16 162L18 163L19 159H20V158L22 159V157L25 156L26 154L23 155L22 157L20 156V158H19V155H20V154L17 155V156H16ZM34 155H35V154H33V156L30 155L32 158H31V160L28 159V160L30 161V162H28V163H31V161H32L33 159H35V157L37 156V154H36V156H34ZM55 155H57V153H56ZM194 155H195V154H194ZM235 155H237V153H236ZM251 155L253 156V154H251ZM254 155H255V154H254ZM0 156H1V155H0ZM151 156H152V155H151ZM232 156H233V155H232ZM239 156H242V155H239ZM243 156H244V155H243ZM257 156H258V155H257ZM2 157H3V156H2ZM2 157H1V159H2ZM6 157H7V159H4V161H5V160H8V156H6ZM11 157H10V159H12ZM27 157H28V156H27ZM54 157H55V156H54ZM59 157H60V156H59ZM72 157H73V156H72ZM72 157H71V160H74V159H72ZM86 157H88V156H86ZM86 157H85V158H86ZM222 157H223V158H222ZM248 157H249V156H248ZM248 157H247V159H248ZM4 158H5V156H4ZM23 158H24V157H23ZM57 158H58V157H57ZM60 158H62V157H60ZM74 158H75V156H74ZM76 158H77V156H76ZM78 158H79V159H78ZM78 158H77V159H78L77 161L80 160V157H78ZM81 158L83 159L84 157H81ZM85 158H84V159H85ZM147 158H148V157H147ZM221 158H222V159H221ZM239 158L242 159L243 157H242V158L239 157ZM239 158H237V159H239ZM14 159H13V162H14ZM21 159H20V161L23 160V163H24V160H25V159H26L25 162L28 161L27 158L22 159V160H21ZM44 159H45V161H44ZM47 159L50 160V157H49V158L47 157ZM53 159H54V158H53ZM55 159H56V157H55ZM66 159H67V158H66ZM84 159H83V160H84ZM89 159H93V158H90V157H89ZM148 159H149V158H148ZM260 159H261V158L258 157V158L256 159V161H257V160L260 161ZM262 159H263V158H262ZM262 159H261V160H262ZM39 160H42V158L39 159ZM62 160H63V159H62ZM64 160H65V159H64ZM64 160H63V161H64ZM67 160H68V159H67ZM69 160H70V159H69ZM71 160H70V161H71ZM75 160H76V159H75ZM231 160H232V159H231ZM249 160H250V159H249ZM253 160H254V158H253ZM2 161H3V160H2ZM33 161H35V160H33ZM51 161H52V160H51ZM56 161H57V159L55 160V162H56ZM59 161H60V160H59ZM63 161H62V162H63ZM81 161H82V160H81ZM90 161H92V160H90ZM90 161H88V162H90ZM133 161H134V160H133ZM148 161H149V160H148ZM241 161H242V160H241ZM250 161H251V160H250ZM5 162H8V161H5ZM5 162H4V163H5ZM48 162H49V161H48ZM48 162H46V158H43V160L40 161V163H39L38 165H36V166L39 167L38 169H42V168H40V167H43V169H44V166H45V165L47 166V165H48ZM123 162H124V161H123ZM143 162H144V161H143ZM143 162H140V161L137 162V161H136V162H134V163H131V161H127V163L124 164V165H128L130 168H132L133 171H135V172L137 171V173H140V172H141V168H142V166L148 164V162H147V163H146V162L143 163ZM217 162H218V161H217ZM237 162H238V161H237ZM239 162H240V160H239ZM247 162L249 163L248 160H246V163H247ZM8 163H10V161H9ZM8 163H7V164H8ZM14 163H15V162H14ZM37 163H38V161H37ZM51 163H52V162H51ZM74 163H75V162H74ZM76 163H77V162H76ZM86 163H87V162H86ZM154 163H155V162H153V164H154ZM262 163H263V162H262ZM11 164H12V162H11ZM11 164H10V165H11ZM19 164H20V163H19ZM69 164H70V163H69ZM69 164H68V165H69ZM119 164H120V163H119ZM157 164H158V163H157ZM221 164H222V163H217V164H216V162H215L214 165L211 166V168H212V167H215V166H219V165H221ZM224 164H225V163H224ZM229 164H230V163H229ZM235 164H236V161H235ZM239 164H240V166L242 165V163H239ZM2 165H3V164H2ZM2 165H0V168H3V167H1ZM15 165H16V164H15ZM71 165H73V164H71ZM121 165H122V164H121ZM148 165H149V164H148ZM150 165H151V164H150ZM227 165H228V163H227ZM230 165H232V164H230ZM230 165H229V166H230ZM5 166H7V168H8V165L4 164V168H5ZM11 166H12V165H11ZM49 166H50V165H49ZM69 166H70V165H69ZM235 166H237V164H236ZM242 166H243V165H242ZM244 166H245V165H244ZM262 166H263V164H262ZM24 167H25V166H24ZM24 167H23V168H24ZM117 167H118V166H117ZM119 167H120V166H119ZM121 167H122V166H121ZM121 167H120V168H121ZM238 167H239V165H238ZM252 167H253V166H252ZM252 167L246 165V168H248V170H249V173L247 172L248 174L253 173V169H254V168H252ZM7 168H6V169H7ZM23 168H22V170H19V171H20V172H21V171H24L25 168H24V170H23ZM30 168H31V167H28V169H30ZM32 168H34V167H32ZM32 168H31L30 170H32ZM97 168H98V167H97ZM130 168H129V170H130ZM143 168H144V167H143ZM154 168H158V167H154ZM154 168H153V169H154ZM159 168H160L161 170H160ZM159 168H158V169H159L158 171H159V173H160V172L163 170V168H165V166H164V165H160ZM209 168H210V167H209ZM211 168H210V169H211ZM233 168H234L233 166H232V167H227V168H226V166H221V167L218 168V169H213V171L211 172V174L213 175V174H215L216 172L218 173V172H220V171H221V173H228V172L233 171V170H234ZM6 169H5V170H6ZM38 169L36 170L37 173L33 171V172H34V174H32L33 176L30 175V177H29L28 175H25V176H28L27 178H25V177L23 176V177H24L23 180L25 181V180H27V179H28V180L30 179V180L32 181V183H33L34 181H38V180H40L41 177H40L39 175H42V178H43V176H44L45 174H44V173H42V174H38ZM117 169H119V168H117ZM121 169H122V168H121ZM126 169H128V168H126ZM207 169H208V168H207ZM2 170H3V169H2ZM96 170H97V169H96ZM98 170H100V169H98ZM122 170H123L124 173H125L126 170H124V169H122ZM129 170H128V172H129V174H131L132 172L130 173L131 170H130V171H129ZM142 170H143V169H142ZM222 170H225L226 172H224V171H222ZM235 170H236V169H235ZM243 170H244V169H243ZM256 170H257V169H256ZM260 170H261V169H260ZM0 171H1V169H0ZM7 171H8V170H7ZM40 171H41V170H40ZM105 171H106V170H105ZM120 171H121V170H120ZM138 171H140V172H138ZM151 171H152V170H151ZM158 171H157V173H158ZM238 171H239V170H238ZM245 171H247V170H245ZM245 171H244V172H245ZM3 172H4V171H3ZM15 172H16V171H15ZM28 172H30V171H28ZM86 172H87V171H86ZM126 172H127V171H126ZM241 172H243V171H241ZM259 172H260V171H259ZM4 173H5V172H4ZM6 173H7V172H6ZM18 173H19V172H18ZM25 173H27V172H25ZM40 173H41V172H40ZM56 173H57V172H56ZM56 173H55V174H52V172H50V174H48V175H51V174H52V175L55 176ZM69 173H70V172H69ZM92 173H93V172H92ZM92 173H91V174H92ZM94 173L97 175V172H94ZM98 173H99V172H98ZM137 173H136V174H137ZM203 173H204V171H203ZM205 173H206V171H205ZM205 173H204V174H205ZM217 173H216V174H217ZM7 174H8V173H7ZM15 174H16V173H15ZM21 174H22V173H21ZM43 174H44V175H43ZM87 174H88V173H87ZM100 174H101V172H100ZM120 174H122V173H120ZM132 174H133V173H132ZM162 174H163V173H162ZM204 174H203V175H204ZM216 174H215V175H216ZM235 174H236V173H234V175H235ZM2 175H3V173H2ZM4 175H5V174H4ZM4 175H3V177H2V176H0V177L4 178V180H5V176H6V175H5V176H4ZM18 175H19V174H18ZM57 175H58V174H57ZM70 175H71V174H70ZM73 175H74V174H73ZM89 175H90V174H89ZM92 175H94V174H92ZM134 175H135V174H134ZM219 175H220V174H219ZM245 175H246V174H245ZM54 176H53V177H54ZM243 176H244V174H241V176H237V177L232 178V179L227 183L226 188H228L229 186L233 185L234 183H237L240 179H242ZM7 177H8V176H7ZM18 177H19V176H18ZM21 177H22V176H21ZM39 177H40V178H39ZM44 177H46V176H44ZM50 177H51V176H50ZM59 177H60V176H59ZM65 177H67V176H65ZM69 177H70V176H69ZM82 177H85V174H82V173H81V174H78V173H77V175H75L74 178H73L72 180H71V178H70V180L73 181V182H78ZM161 177H162L161 179H162L163 181H165V180H170V181H171L172 178L174 179V175H172V174H171L170 176H169V175H164V176L161 175ZM206 177H207V176H206ZM218 177H219V176H218ZM228 177H229V175H228ZM262 177H263V176H262ZM2 178H1L0 180H3ZM56 178H58V177L56 176ZM18 179H19V178H18ZM20 179H21V178H20ZM20 179H19V180H20ZM43 179H44V178H43ZM43 179H42V181L45 180V179H44V180H43ZM66 179H67V181H68L69 178H66ZM153 179H156V178H153ZM175 179H176V178H175ZM220 179H221V178H220ZM21 180H22V179H21ZM23 180H22L21 182L18 181V183H19V182H20V183L23 182V183L25 184L26 181L24 182ZM53 180H54V179H53ZM151 180H152V179H151ZM157 180H158V178H157ZM184 180H185V179H184ZM242 180H243V179H242ZM5 181H7V179H6ZM14 181H15V180H14ZM46 181H47V182H44V184H45V185H46V184L49 185L48 180H46ZM136 181H137V180H136ZM139 181H140V180H139ZM139 181H138L137 183H139ZM144 181H145V180H144ZM163 181H162V182H163ZM195 181H196V180H195ZM1 182L3 183L4 181H1ZM9 182H10V181H9V179H8V181H7L6 183L8 184ZM154 182H156V181L154 180ZM210 182H211V181H210ZM220 182H221V181H220ZM2 183H1V184H2ZM10 183H11V182H10ZM10 183H9V184H10ZM12 183H13V182H12ZM20 183H19V184H20ZM37 183H41V182H37ZM53 183H55V182H53ZM67 183H68V182H67ZM69 183H70V181H69ZM178 183H179V182H178ZM195 183H197V182H195ZM7 184H6V185H7ZM15 184H16V183H14V185H15ZM19 184H18V186L20 187ZM59 184H60V183H59ZM175 184H176V183H175ZM206 184H207V183H206ZM206 184H205V185H206ZM26 185H28V184H26ZM26 185H25V186H26ZM135 185H136V184H135ZM139 185H142V183H140ZM173 185H174V184H173ZM198 185H199V184H198ZM201 185H202V184H201ZM201 185H200V186H201ZM220 185H221V184H220ZM220 185H219V186H220ZM222 185H223V184H222ZM3 186H4L3 184H2V186L0 185V187H2V189H3ZM7 186H8V185H7ZM12 186H13V185H12ZM21 186H23V185H21ZM29 186H30V185H29ZM37 186H38V185H37ZM130 186H131V185H130ZM4 187H6V186H4ZM10 187H11V186H10ZM10 187H9V188H10ZM13 187H14V186H13ZM19 187H17V188H19ZM38 187H43V186H42V184H41V186H38ZM38 187H37V189H38ZM137 187H138V186H137ZM137 187H136V188H137ZM204 187H205V186H204ZM17 188H14V190L10 189L11 192L7 189V190H8L7 192H9L8 195H9V196H12V195H15V194L17 195L18 193H19V194H24L26 189H27V190H30V193L33 192V189H32L33 187H31V188L28 187V188H26V189H25V187H24V189H25L24 191H21L22 188H21V190H18ZM34 188H35V187H34ZM194 188H195V187H194ZM198 188H199V187H198ZM198 188H197V189H198ZM213 188H215V187H213ZM219 188H220V187H219ZM19 189H20V188H19ZM40 189H42V188H40ZM201 189H202V188H201ZM5 190H6V189H5ZM5 190H4V191H5ZM34 190H35V189H34ZM166 190H167V189H166ZM0 191H1V190H0ZM20 191H21V192H20ZM40 191H41V190H40ZM40 191H39V192H40ZM42 191H43V190H42ZM164 191H165V190H164ZM169 191H170V190L168 189V192H169ZM218 191H219V190H218ZM2 192H3V191H2ZM22 192H24V193H22ZM26 192H27V191H26ZM166 192H167V191H166ZM196 192H197V190H196ZM198 192H199V191H198ZM28 193H29V192H28ZM34 193H35V192H34ZM163 193H164V192H163ZM2 194L4 195V193H2ZM36 194H37V193H36ZM36 194H35V195H36ZM39 194H40V193H39ZM135 194L137 195V193H135ZM202 194H204V193H202ZM5 195H7V194H5ZM30 195H31V194H30ZM40 195L43 196V194H40ZM196 195H197V194H196ZM27 196H28V195H27ZM38 196H39V195H38ZM133 196H134V194H133ZM137 196H138V195H137ZM198 196H200V195H198ZM238 196H239V195H238ZM1 197H2V196H1ZM1 197H0V198H1ZM4 197H5V196H4ZM4 197H3V198H4ZM12 197H13V196H12ZM34 197H35V196L33 195L32 198H34ZM191 197H192V196H191ZM240 197H241V196H240ZM30 198H31V196H30ZM36 198H37V197H35L34 199H36ZM112 198H113V197H112ZM112 198H110V200H112ZM117 198H118V197H117ZM119 198H120V197H119ZM143 198H144V197H143ZM188 198H189V197H188ZM192 198H193V197H192ZM197 198H198V197H197ZM199 198H200V197H199ZM199 198H198V199H199ZM241 198H242V197H241ZM42 199L45 200L44 197H43ZM60 199H61V198H60ZM62 199H63V198H62ZM120 199H122V197H121ZM120 199H119V200H120ZM123 199H124V198H123ZM123 199H122V200H123ZM138 199H140V198H138ZM144 199H145V198H144ZM155 199H156V197H155ZM157 199H158V198H157ZM198 199H197V200H198ZM255 199H256V198H255ZM255 199H254V200H255ZM261 199H262V198H261ZM44 200H40V201L44 204V203L46 202V200H45V202H43ZM114 200H117V199H114ZM124 200H125V201H123V202L121 201L122 203H121V202H119V203H121V204H127V203H130L131 201H133V200H135V199L130 197V199H129V198H125ZM152 200H154V199H152ZM188 200H189V199H188ZM36 201H37V200H36ZM36 201H35V202H36ZM38 201H39V200H38ZM38 201L36 202L37 204L39 203ZM47 201H48V200H47ZM137 201H138V200L136 199V202H137ZM144 201H145V200H144ZM192 201H194V200H192ZM41 202H40V203H41ZM111 202H112V201H111ZM116 202H118V201H116ZM133 202H134V201H133ZM133 202H132V203H133ZM138 202H139V201H138ZM142 202H143V201H142ZM153 202H154V201H153ZM187 202H188V201H187ZM40 203H39V204H40ZM46 203H47V202H46ZM49 203H50V202H49ZM59 203H60V202H59ZM96 203L99 204L98 202H96ZM119 203H118V204H119ZM140 203H141V202H140ZM156 203H157V202H156ZM193 203H194V202H193ZM195 203H196V202H195ZM250 203H251V202H250ZM260 203H261V202H260ZM97 204H96V205H97ZM109 204H110V203H109ZM112 204H113V203H112ZM114 204H116V203H114ZM121 204H120V205H121ZM152 204H154V203H152ZM191 204H192V203H191ZM261 204H263V203H261ZM261 204H260V205H261ZM87 205H88V204H87ZM100 205H101V204H100ZM237 205H238V204H237ZM17 206H18V205H17ZM34 206H35V205H34ZM38 206H39V205H38ZM41 206H42V204H41ZM90 206H91V205H90ZM94 206H95V205H94ZM114 206H115V205H114ZM230 206H231V205H230ZM233 206H234V203H233ZM240 206H241V205H240ZM240 206H239V208H238V207H237V208L235 207V208H234L235 211L232 212L231 215H234V217H235L236 215H238V216H239V220H240V218H244V219H246V218H247L246 213H248V212H246V213L243 212V213H242V211H244V209H249V208H243V207H242V208L240 209ZM13 207H14V206H13ZM15 207H16V206H15ZM15 207H14V208H15ZM19 207H21V206H19ZM19 207H18V208H15V210H13L14 208H12L11 211L14 212L13 215H11V217L8 218V219L6 218L4 221L2 220L3 222H0V223L13 224L15 221H18V220H20V219L26 217V215L24 214V210L27 211L28 208L26 207V209H23V208H25V207H23V208H19ZM35 207H36V209H37V206H35ZM45 207H46V206H45ZM47 207H48V206H47ZM102 207H103V205H102ZM109 207H110V206H109ZM117 207H118V206H116V208H117ZM250 207H251V206H250ZM255 207H256L255 209L262 208V206H258V207L255 206ZM8 208H9V207H8ZM112 208H113V206L111 207L110 210H112ZM114 208H115V207H114ZM253 208H254V207H253ZM6 209H7V208L5 207V210H6ZM32 209H33V208H32ZM34 209H35V208H34ZM50 209H51V208H50ZM53 209H54V208H53ZM0 210L2 211V209H0ZM5 210H4V211H5ZM55 210H56V209H55ZM69 210H70V209H69ZM250 210H253V209H249L248 211H250ZM4 211H3V212H4ZM11 211H9V213H10ZM34 211H35V210H34ZM42 211H43V210H42ZM45 211H46V210H44V212H45ZM64 211H65V210H64ZM71 211H72V210H71ZM3 212H2V213H3ZM29 212H30V209H29ZM29 212H28V213H29ZM36 212H37V210H36ZM44 212H41V213H39L38 215H37V214H33L34 216L37 215V217L39 218V219H38V222H39V220H41V221H42V220H46V221H47V219L52 218V216H53V214H54V212H47V213H46V212L44 213ZM62 212H63V210H62ZM67 212H68V211H67ZM225 212H226V211H225ZM225 212H224V213H225ZM227 212H228V211H227ZM251 212H252V211H251ZM254 212H255V211H254ZM6 213H7V212H6ZM11 213H12V212H11ZM32 213H34V212H32ZM17 214H19V215H17ZM248 214H249V213H248ZM226 215H227V214H226ZM228 215H230V214H228ZM254 215H255V214H254ZM2 216H3V215H2ZM34 216H33V217H34ZM0 217H1V215H0ZM253 217H254V216H253ZM26 218H27V217H26ZM26 218H25V219H26ZM28 218H29V216H28ZM222 218H223V217H222ZM237 218H238V217H237ZM0 219H1V218H0ZM29 219H30V218H29ZM127 219H128V218H127ZM230 219H231V218H230ZM33 220H34V219H33ZM125 220H126V219H125ZM125 220H124V221H125ZM220 220H221V219H220ZM220 220H219V221H220ZM0 221H1V220H0ZM41 221H40V222H41ZM124 221H123V222H124ZM35 222H36V221H35ZM44 222H45V221H43V224H44ZM121 222H122V221H121ZM207 222H208V221H207ZM32 223H34V222H32ZM236 223H237V222H236ZM239 223H240V222H239ZM36 224H37V223H36ZM41 224H42V222H41ZM118 224H119V223H118ZM121 224H122V223H121ZM245 224H246V223H245ZM11 226H12V225H11ZM206 226H207V225H206ZM13 227H14V226H13ZM193 228H194V227H193ZM202 228H203V226H202ZM88 233H89V232H88ZM187 233H188V232H187ZM189 233H190V231H189ZM182 234H183V233H182ZM82 235H83V234H82ZM175 235H176V234H175ZM190 235H191V234H190ZM192 235H193V234H192ZM177 236H178V235H177ZM203 236H204V235H203ZM184 237H185V235H184ZM178 238H179V237H178ZM186 238H187V237H186ZM68 239H69V238H68ZM68 239H67V240H68ZM77 239H78V238H77ZM176 239H177V237L174 236V237H172V238L170 239L169 242H174ZM196 239H197V238H196ZM201 239H202V238H201ZM168 240H169V239H168ZM168 240H167V241H168ZM2 242L4 243V241H2ZM175 243H176V242H175ZM175 243H172V244H175ZM56 244H57V243H56ZM125 245H127V244L125 243ZM128 245H130V244H128ZM169 245H170V244H169ZM176 245H177V243H176ZM170 246H172V245H170ZM118 247H119V246H118ZM120 247H121V246H120ZM120 247H119V249H120ZM135 247H136V246H135ZM163 247H164V246H163ZM163 247H162V248H163ZM173 247H174V246H173ZM194 248H195V247H194ZM196 248H197V247H196ZM4 249H5V248H4ZM4 249H2V250H4ZM13 249H14V248H13ZM111 249H112V248H111ZM122 249H123V247H122ZM129 249H130V248H129ZM138 249H139V247H138ZM6 250H7V249H5V251H6ZM105 250H107V249H105ZM113 250H114V249H113ZM123 250H125V249H123ZM139 250H140V249H139ZM152 250H153V249H152ZM157 250H158V249H157ZM159 250H160V248H159ZM182 250H183V249H182ZM185 250H187V249H185ZM188 250H189V249H188ZM7 251H8V250H7ZM16 251H17V250H16ZM16 251H15V252H16ZM102 251H103V250H102ZM111 251H112V250H111ZM111 251H109V253H110ZM117 251H118V250H117ZM135 251H136V250H135ZM1 252H3V251H1ZM119 252H120V251H119ZM128 252H129V254H127V255H125V256H122L121 258L129 257V256H131V255H134V253L136 254V252H134V251H132V253H130V251H128ZM181 252H182V251H181ZM183 252H184V251H183ZM192 252H193V251H192ZM99 253H101V252H99ZM102 253H103V252H102ZM111 253H112V252H111ZM114 253H115V252H114ZM125 253H126V252H125ZM142 253H143V256H142V254L140 255L139 252H138L139 255L136 254V255H138V257H139V260H141V262H140V261L137 262L138 264H139V263H140V264H149V263L151 264V261H153V260L155 259V258H154L155 256H153V255H152L151 257H149L150 255H149V256H144L145 253H144V252H142ZM148 254H149V252H148ZM161 254H162V253H161ZM189 254H190V253H189ZM107 255H108V254H107ZM112 255H113V254H112ZM145 255H146V254H145ZM158 255H159V254H158ZM184 255H186V254H184ZM93 256H95V255H93ZM100 256H101V255H100ZM102 256H103V255H102ZM171 256H172V255H171ZM180 256H183V255H180ZM131 257H132V256H131ZM133 257H134V256H133ZM159 257H161V256H159ZM172 257H173V256H172ZM183 257H184V256H183ZM192 257H193V256H192ZM235 257H236V256H235ZM92 258H93V257H92ZM94 258H95V257H94ZM100 258H101V257H100ZM113 258H114V257H113ZM113 258H111V259H113ZM119 258H120V257H119ZM134 258H135V257H134ZM136 258H137V257H136ZM169 258H170V257H169ZM236 258H237V257H236ZM115 259H116V257H115ZM115 259H113V260H115ZM137 259H138V258H137ZM183 259H184V258H183ZM229 259H230V258H229ZM91 260H92V259H91ZM113 260H111V261H113ZM116 260H118V259H116ZM146 260H147V261H146ZM180 260H181V259H180ZM93 261H94V260H93ZM104 261H105V260H104ZM109 261H110V260H108V261L106 260V262H107L108 264H109V263H112V262H109ZM182 261H183V260H182ZM184 261H185V260H184ZM184 261H183V262H184ZM187 261H188V260H187ZM192 261H193V260H192ZM101 262H102V261H101ZM101 262H100V263H101ZM117 262H118V261H117ZM120 262H121V261H120ZM120 262H119V264H121ZM135 262H136V261H135ZM190 262H191V261H190ZM190 262H189V263H190ZM103 263H105V262H103ZM113 264H114V263H113ZM115 264H116V263H115ZM133 264H135V263H133ZM183 264H184V263H183ZM185 264H186V263H185ZM194 264H195V263H194ZM257 264H260V263H257ZM263 264H264V262H263Z\"/></svg>",
    "mask_w": 264,
    "mask_h": 264
}]
</instances>
